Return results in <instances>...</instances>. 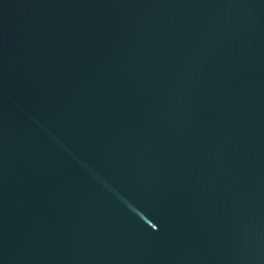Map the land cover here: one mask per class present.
<instances>
[{
    "label": "water",
    "instance_id": "95a60500",
    "mask_svg": "<svg viewBox=\"0 0 264 264\" xmlns=\"http://www.w3.org/2000/svg\"><path fill=\"white\" fill-rule=\"evenodd\" d=\"M149 264H264V0H41Z\"/></svg>",
    "mask_w": 264,
    "mask_h": 264
}]
</instances>
